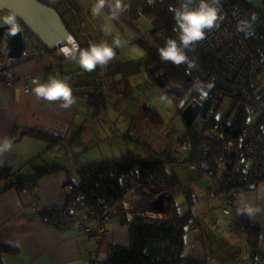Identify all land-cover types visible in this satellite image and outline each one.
<instances>
[{"label": "trees", "instance_id": "1", "mask_svg": "<svg viewBox=\"0 0 264 264\" xmlns=\"http://www.w3.org/2000/svg\"><path fill=\"white\" fill-rule=\"evenodd\" d=\"M41 1L45 2V0ZM83 1L86 2V0H78V5L73 6L83 11L84 17L88 19L90 9L88 5L82 4ZM125 2L128 5V31L130 32V28L136 30L145 28L151 32L150 37L137 42L145 50V64L149 68L155 69L154 72L149 70V77L158 84V75L166 73L170 85L164 88L158 84L160 89L167 91L169 97L175 99L177 103L182 97L187 96L186 104L179 114H182L193 100L201 101L197 90L199 87L203 86L204 91L208 92L207 98L203 100L204 107L201 111L203 118L199 124L197 122L191 126L185 124L186 133L179 138V142L189 148V155L186 158L188 168L196 170L199 178L207 175L212 178L208 193L226 194V200L229 197L230 189L218 188L216 184L221 175L222 165L227 162L228 158H233V153H235V150L227 149V141L233 139L236 144L242 142L240 138L244 127L252 123L251 125H256L259 128L260 124L264 122V117H261V121L259 117L257 122H252L253 114L250 109L241 108L238 111V106H236L238 96L228 91L222 92L220 96L217 95V91L221 89L214 79L208 77L209 79L201 80V83L194 76H190L191 70L185 68L183 64L175 65L171 61L160 59L159 49L164 47L167 38L179 42V33L174 31L176 26L173 19L174 14L169 11L170 7H180L179 0H154L152 4H149L148 0H125ZM244 8L249 12L250 18L254 13L264 11L256 9L249 0L244 1ZM143 17L149 21L151 29L145 27L142 21ZM249 28L252 29L251 24L247 26L246 30ZM255 32L260 34L261 38L258 41L257 37L249 40L254 52L258 51V48H253V44L259 47L264 46V34L260 30ZM71 33L74 35L72 30ZM74 36L81 49H87L90 44H103V42L99 43L100 39L97 41L91 34L90 39L87 37L86 42H83L79 36ZM46 49L47 55L54 53L47 47ZM3 57L5 54L2 52L0 58ZM28 61L31 60L25 62ZM66 63L56 67V71L60 72L59 76L62 79L68 80L75 99L74 106L77 105V100L82 103L86 102L90 108L94 109V116L100 115L107 109L109 98L103 92L102 82L99 84L95 78L101 74L104 66L98 65L91 72H86L82 68L69 71L65 68ZM54 72L55 67L49 69L46 76L52 78ZM258 81L260 86L258 88L255 86L252 93L256 99H258L259 90L264 89V70L258 74ZM209 82L214 85L211 89L206 87ZM90 87L95 88L96 91L92 92ZM175 87L182 92V95L176 93ZM227 101H229L228 109L220 112L223 104ZM145 107L154 112L156 122L164 123L157 109ZM76 128L71 139L42 129L26 128L19 136L20 138L26 135L42 140L47 144L49 150L56 146H68V152L64 158L62 157L56 162L54 160L53 163L45 161L42 156H39L41 162L31 159L20 168L8 164L0 165V195L13 189L18 192L33 191L41 178L65 170L68 172L65 202L62 205L40 208L38 214L44 221L50 210L70 211L73 221L82 219L86 213L104 217L106 210L111 209L114 211V217L111 219L118 218L123 225L129 228L130 240L127 244L108 243L107 256L99 262L95 259L92 264H210L208 258L189 256L184 253L187 233L198 227L199 222L194 208L199 195L184 180L169 172L170 161L165 158L142 160L131 155H123L117 159L84 163L80 160L83 151L78 153L73 148L76 144L83 143L84 134L88 128L84 126H76ZM17 130L18 127L11 135V142L17 140L15 139ZM221 133H223L224 139L220 138ZM261 133L264 134V129L261 130ZM87 147L88 145L85 146L84 151ZM192 163L197 164L196 168L191 167ZM263 181L264 177L252 180L248 182L249 185L241 186V192L254 190ZM180 195L185 197L183 202H179L177 199ZM161 196L168 197L165 202L167 207L165 213H159L155 209V202ZM124 203H128L129 207H124ZM182 204L187 205V210L180 209ZM236 207L239 206H235L231 216L223 214L227 218L228 224L233 225L231 231L239 238L244 236L253 258L260 261L263 258H257L252 250H257L261 243V226L244 218V213L247 215L246 210L243 211L244 213L238 212ZM131 212L135 213L132 219L129 217ZM150 214H163V216L155 218ZM98 242L103 246V241ZM16 253H18L17 248L0 242V264H5V255Z\"/></svg>", "mask_w": 264, "mask_h": 264}, {"label": "crops", "instance_id": "2", "mask_svg": "<svg viewBox=\"0 0 264 264\" xmlns=\"http://www.w3.org/2000/svg\"><path fill=\"white\" fill-rule=\"evenodd\" d=\"M47 1L63 6L65 21L71 30L81 26V30L88 33L89 39L90 34L95 30L92 37L97 36L98 38L94 39L99 40L100 28L96 29L94 24L84 17L83 11L74 8L73 5H78V0ZM101 36H103L102 33ZM56 61L54 54L46 55L18 64L13 70L20 76L33 75L39 83L43 84L49 80L46 72L55 67ZM72 62V60L67 61L65 68L68 69ZM53 77L62 79L57 74L56 67ZM35 87L36 83H33L28 92L24 88V81L14 86L0 85V149H3L0 151V165L8 164L20 168L31 159L41 162L39 156L53 163L54 160L56 162L64 158L68 152V146L62 145L53 152L56 147L49 150L42 140L26 135L19 137L26 128H37L71 139L77 129V119L82 117L74 104L63 108L62 100L45 101L36 97L32 92ZM16 127H18L15 136L17 140L11 142L10 138ZM5 144H9L10 147L3 148ZM85 146L87 145L84 137L83 143L76 144L73 150L79 153L84 151ZM49 155L51 157H48ZM67 178L68 172L61 170L54 175L41 178L33 191L18 192L13 189L0 195V242L18 250L16 254L4 256L5 264H92L95 259L99 262L107 256L108 243L127 244L129 242V228L116 218L108 223L110 232L103 246L96 238L79 227H56L42 219L38 214L35 198L38 197V204L41 207L62 205L66 199ZM235 204L244 208L250 220L261 226V243L253 253L257 258L263 259L256 261L250 253L251 263L249 264H264V181L254 190L242 191L236 197ZM212 209L208 201L205 220L198 223L196 231L190 230L187 233L184 248L186 255L208 258L209 262L213 256L217 259L218 255L211 256L206 241L208 234L212 236L216 246L220 243L217 236L226 242L235 240V237L239 240L228 224V231L223 232V225ZM226 220L225 217V222ZM220 253L226 252L221 250ZM218 260L219 264H223L222 259ZM247 263L246 260L245 264ZM234 264H241V262L234 261Z\"/></svg>", "mask_w": 264, "mask_h": 264}, {"label": "rangeland", "instance_id": "3", "mask_svg": "<svg viewBox=\"0 0 264 264\" xmlns=\"http://www.w3.org/2000/svg\"><path fill=\"white\" fill-rule=\"evenodd\" d=\"M249 1L256 9L264 10L262 4L264 0ZM96 2L97 0H86L82 4L88 5L90 9L88 21L94 24L96 29L100 28L98 32L100 35L99 43L111 45L113 39H124L126 35H129L127 11L121 12L118 19H113L110 13L109 0H106L103 9L98 14L93 12ZM60 4L62 5V3ZM62 7L59 5L63 11ZM8 15L10 13L7 11L0 12V19ZM142 21L146 28L151 29V24L145 17L142 18ZM105 28L108 29L107 32ZM72 31L83 42L87 41L88 33L82 31L81 26L73 28ZM95 32L93 30L91 35L93 36ZM94 38L98 37L94 36ZM114 51L116 53L115 58L109 61L101 70V74L95 78L99 84L102 82L103 92L109 98L107 109L100 115L94 116V109L90 108L86 102L82 103L77 100V105H75L82 116L77 119L76 126L88 128L84 134L88 147L80 155V160L84 163H92L121 158L123 155H131L142 160L168 159L170 161L169 172L184 180L199 195L194 208L198 222L201 223L202 220H205L207 213L205 210L208 208V201H210L213 208L212 212L218 217V221L223 225V232L226 233L228 221L225 222L222 207L226 194L208 193L212 178L208 175L199 178L196 170L188 168L186 158L189 155V148L179 142V138L186 133L185 120L179 111L184 108L187 96H181V100L177 103L175 99L169 97L167 91L160 89L159 85L149 77L151 68L145 64V50L138 43L127 44ZM78 68L80 66L74 61L68 66L69 71ZM91 91L95 92L96 90L91 88ZM170 95L173 94L170 93ZM145 106L157 109L164 123L156 122L154 112ZM228 107L229 101L223 104L220 112L228 109ZM60 147L56 146L53 152H56V149ZM50 155L48 157H51ZM177 199L179 202H183L185 197L180 195ZM126 207H129V204ZM180 209L182 211L187 210V205L182 204ZM131 213L130 219L135 215L134 212ZM150 215L152 216V214ZM161 215L163 216V214ZM217 239L220 240L217 246L210 234L206 239L211 256L218 255L217 259L214 256L210 259V264H219L218 259H222L223 264H234V261L245 264L246 260L248 261L247 264L251 263L250 251L245 238L237 240L235 237V240L228 242L218 236ZM220 246L221 248L218 249ZM221 250H225L226 253L221 254Z\"/></svg>", "mask_w": 264, "mask_h": 264}, {"label": "built area", "instance_id": "4", "mask_svg": "<svg viewBox=\"0 0 264 264\" xmlns=\"http://www.w3.org/2000/svg\"><path fill=\"white\" fill-rule=\"evenodd\" d=\"M244 1L205 0L210 7L217 9L218 18L215 25L218 27L214 25L211 29L205 28L203 30L205 38L195 42L194 45H190L189 48H185L184 54L189 61L196 65L190 69V76H194L198 81L209 79L208 77L214 79L221 89L217 91V95L220 96L222 92L228 91L238 96L239 99L236 102L238 111L241 108L250 109L253 114L251 121L257 122L259 119L261 121V117H264V89L259 90L258 99L252 93L255 86L257 88L260 86L258 74L264 70V46L259 47L253 44V48H258V51L254 52L249 40L257 37L258 41L261 38V35L255 32L256 30H260L264 34V11L254 13L253 17L250 18L249 12L244 8ZM200 2L201 0H193L191 7H198ZM249 24L252 25V29L246 30ZM129 30V35L124 39L128 41V45L137 43L151 35V32L145 28L137 30L130 28ZM73 43L80 47L75 36L71 35L65 43L58 46L54 51L53 54L57 57L55 67H59L69 60L66 58L63 49H70ZM3 53L5 57L0 58V85L14 86L24 81V88L29 92L34 81H37L36 77L33 75L19 76L14 72L13 67L27 60L47 55L46 46L34 34L24 30V50L21 57L10 59L5 51ZM183 65L188 68L187 62ZM57 74L60 75V72L57 71ZM197 101L203 109V100ZM202 118L200 113L193 123L199 124ZM251 124L244 127L240 138L242 142L236 144L233 139L227 141V149L235 150V153H233V158H228L227 162L222 165L221 175L216 184L218 188L230 189L229 197L223 206L225 215L231 216L233 214L234 208L237 206L235 199L241 193L242 185L247 186L249 185L248 182L264 177V134L261 133V130L264 129V122L260 124V129ZM220 138L224 139L223 133L220 134ZM196 166V163L191 164L192 168H196ZM38 201V197H36L35 205L39 210L42 207ZM127 205L128 203H124L125 207ZM244 210V208L236 207L238 212ZM152 216L162 215L152 214ZM72 217L70 211L50 210L45 221L56 227H79L92 234L98 241L107 242L110 232L107 224L114 217V211L107 209L104 217L88 213L84 214L82 219L72 221ZM243 217L250 219L245 213ZM232 226L231 223L228 224L230 229Z\"/></svg>", "mask_w": 264, "mask_h": 264}, {"label": "clouds", "instance_id": "5", "mask_svg": "<svg viewBox=\"0 0 264 264\" xmlns=\"http://www.w3.org/2000/svg\"><path fill=\"white\" fill-rule=\"evenodd\" d=\"M149 4H152L154 0H148ZM180 7H170L169 11L173 12V19L176 22L174 31L179 33V42L172 38L165 40L164 47L159 49L160 59L162 61H171L175 65H181L185 62L188 63V68L192 69L196 67L194 62L189 61L188 57L184 54V49L189 48L190 45H194L195 42L201 41L205 38V28L211 29L217 21V9L210 7L205 0H201L198 7H191L193 0H179ZM106 0H97L93 12L99 13ZM109 8L111 9V17L118 19L119 14L123 11H127L128 5L124 0H109ZM3 23L10 25V34L15 35L19 31V27L16 22L15 14H10L3 18ZM218 27V25H215ZM107 32L108 29L105 28ZM128 41L122 38H115L112 44H90L87 49H81L78 44L73 43L71 48L63 49L66 58L71 59L77 63L80 68L86 72L94 71L97 66H106L109 61L113 60L116 56L115 48L124 47ZM36 87L32 89L33 94L45 101L62 100L63 108H68L75 103L73 98L72 88L66 78L58 79L55 77L49 78L46 83H39L34 81ZM213 83L209 82L206 87L211 89ZM200 94V99L204 100L208 96V92L204 91V87L201 86L197 89ZM9 144H5L3 148H9ZM3 149H0L2 151ZM250 211V210H249Z\"/></svg>", "mask_w": 264, "mask_h": 264}, {"label": "water", "instance_id": "6", "mask_svg": "<svg viewBox=\"0 0 264 264\" xmlns=\"http://www.w3.org/2000/svg\"><path fill=\"white\" fill-rule=\"evenodd\" d=\"M264 5V1L262 2ZM7 11L15 14L19 31L15 35L10 34V25L0 19V54L5 51L10 59H18L24 50V30H28L36 36L49 50L55 51L58 46L65 43L72 35L71 30L62 17L59 10L41 0H0V12ZM154 72L155 69L151 68ZM157 82L161 87L170 85L166 73L158 75ZM176 93L182 95L177 88ZM202 111V106L197 100H193L183 110L182 116L187 126H191ZM161 196L155 202V209L159 213L167 211L166 200Z\"/></svg>", "mask_w": 264, "mask_h": 264}, {"label": "flooded vegetation", "instance_id": "7", "mask_svg": "<svg viewBox=\"0 0 264 264\" xmlns=\"http://www.w3.org/2000/svg\"><path fill=\"white\" fill-rule=\"evenodd\" d=\"M45 2H47V3L50 4V5L55 6V7L59 10V12L61 13L62 17H63L64 19H66V15H65L64 12L62 11V9L59 8V6H58L57 4H54V3H52V2H48L47 0H45ZM24 63H25V62H24ZM173 86H174V85H173Z\"/></svg>", "mask_w": 264, "mask_h": 264}]
</instances>
